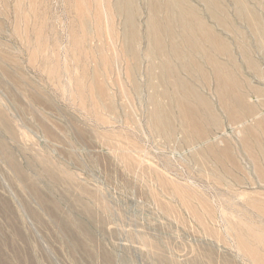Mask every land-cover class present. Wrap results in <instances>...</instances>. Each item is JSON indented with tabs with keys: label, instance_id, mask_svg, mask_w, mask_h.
Listing matches in <instances>:
<instances>
[{
	"label": "rangeland",
	"instance_id": "374dc122",
	"mask_svg": "<svg viewBox=\"0 0 264 264\" xmlns=\"http://www.w3.org/2000/svg\"><path fill=\"white\" fill-rule=\"evenodd\" d=\"M133 1L138 61L115 0L84 38L76 0H0V264H264V0H175L220 45L174 27L163 86L167 0Z\"/></svg>",
	"mask_w": 264,
	"mask_h": 264
},
{
	"label": "bare ground",
	"instance_id": "6f19581e",
	"mask_svg": "<svg viewBox=\"0 0 264 264\" xmlns=\"http://www.w3.org/2000/svg\"><path fill=\"white\" fill-rule=\"evenodd\" d=\"M133 2H134L133 0H115L117 12L122 13L126 17V22H125L126 24L124 26V32H123V44L125 45L124 52L129 55L128 56L129 58L131 57V59H133L134 61H138V48H137L138 35H137V30L135 28V24L133 21V18H134L133 14H132ZM86 3H87V0H76V9L78 12V17H79L78 19L80 22V27L82 28V32H83V34L81 33V36L83 35L82 38L85 37L86 31L88 29V24H87V21L85 20V15H86L85 5H86ZM181 5H182V2H180V1L167 0L166 4L163 6L160 4H155V5L153 4L151 6V17L148 20L147 32H146V40L149 42L151 47L149 48V50L146 51V58H148L152 61L150 68L152 70H158L159 71V75L154 76L155 83L157 82L156 86H158V85L163 86V84L165 83V80L167 81V79L169 77L170 78L174 77L175 72H176L175 69L172 67L173 65L171 66V64L168 60V53L165 50V45L163 42L164 36L167 37L171 42H173V40L176 37V34L173 30L174 27H176V26L181 27V30H182L181 36H182L183 42L186 45H188L189 47H190V45H193V48H195L197 46L196 50H198L200 52H201V48L199 45H197V43L200 44V42H199L200 39L203 42H213L214 41L216 45H220L217 41H215V37L212 35H209L208 31H206L204 29V25H203L202 21H200L196 18L198 16H195L196 14H189L188 11L186 10V7H181ZM162 13L164 15V18L160 19V14H162ZM99 31H100V29H99ZM87 36H88V34L86 35V38H87ZM78 38H74V39H78ZM80 39H81V37H80ZM169 51H170V56L172 58H174V57L180 58L181 56L182 57L186 56V55L180 56V54L178 52L179 50L176 49L174 44L170 46ZM99 55H100V53H99ZM206 56H207V54H206ZM103 58L104 57H102V59ZM102 59H99V60H102ZM155 59L160 60V62L155 61ZM102 61H100V62H102ZM104 61L107 62V59L105 60V58H104ZM106 62H102V63L106 64ZM156 62L158 65H156ZM105 64H103V66ZM196 68H197V66H196ZM219 70L220 69L218 67L217 71H219ZM132 72H133V70H132ZM152 73H150V74H152ZM130 76H131V74H130ZM172 79H174V78H172ZM176 79H177V77H176ZM176 79H174V80H176ZM177 82H178V79H177ZM177 82H175V83H177ZM152 83H153V81H152ZM179 83L180 82H178V84ZM154 88H155V86H154ZM154 90H158V87H157V89H153V91ZM232 90H234V88ZM162 96L163 95L161 93L157 94V92L155 91V95L153 96V98L155 97L156 99L152 98L153 104H155V112L153 113V117L156 119L157 123L160 126L165 127V126L169 125V119L167 120L168 116L166 115V112L161 108V105H160L159 98ZM235 103L239 104L240 102H235ZM240 104H242V103H240ZM183 116H189V112L187 113L184 111ZM256 209L259 213L264 214V205L263 204H261V203L257 204ZM259 262L261 264H263L262 261H259Z\"/></svg>",
	"mask_w": 264,
	"mask_h": 264
}]
</instances>
